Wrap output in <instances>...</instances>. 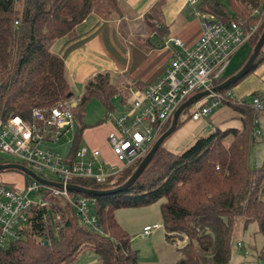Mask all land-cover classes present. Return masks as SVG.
Instances as JSON below:
<instances>
[{
    "label": "trees",
    "instance_id": "1",
    "mask_svg": "<svg viewBox=\"0 0 264 264\" xmlns=\"http://www.w3.org/2000/svg\"><path fill=\"white\" fill-rule=\"evenodd\" d=\"M254 11L264 13V0H200L197 8L217 22L245 26L258 20ZM117 13L118 0H0V120L17 116L30 122L33 110H49L69 101L73 95L67 70L64 61L50 51L51 45L70 35L91 14L106 20ZM263 28L264 16L258 33L248 42L245 60L228 76L214 81L213 87L243 67ZM262 64L264 47L244 78L216 94L222 104L240 114L238 127L216 126L180 153L169 151L163 143L136 182L121 192L92 196L69 192L71 197L94 201L92 212L103 235L84 227L63 198L45 195L47 206L34 207L18 239L0 249V264H74L86 251L93 252L99 264H138L137 251L132 250L131 239L117 223L115 213L157 202L166 240L174 243L175 239H186L176 264H231L236 228L241 235L254 224L264 238V158L256 165L251 163L261 136L258 121L264 118V97L253 94L263 105L256 113L252 104L236 101L231 95L233 88ZM116 95L117 88L107 73L86 83L72 109L75 134L69 157L80 148L82 133L88 128L83 124L88 101L97 100L109 113ZM212 98L207 97L209 102ZM180 125L178 119L175 131ZM139 163L126 168L109 184L73 183L88 190L113 189L124 184ZM3 172L19 173L28 184L31 181L14 170ZM256 259L264 264L263 253Z\"/></svg>",
    "mask_w": 264,
    "mask_h": 264
},
{
    "label": "built area",
    "instance_id": "2",
    "mask_svg": "<svg viewBox=\"0 0 264 264\" xmlns=\"http://www.w3.org/2000/svg\"><path fill=\"white\" fill-rule=\"evenodd\" d=\"M188 5L197 15L196 0H189ZM253 15L259 18L248 26L237 22L223 24L203 15L201 35L192 47H186L179 39L164 43L166 46L170 42L176 48L164 76L130 99L122 114L114 116L109 113L105 117V121L114 127L107 136V145L113 156L125 162L120 169L97 164L98 150H92L90 160L85 161L87 150L84 148H79L73 158L69 155L63 158L56 149L47 146L58 143L75 128L71 110L79 102L75 97L49 110H33L30 122L17 116L6 122L0 120V152L17 159V164L36 176L62 186L61 189L42 186L31 179L22 189L0 183V249L9 241L18 239L34 207L47 206L45 195L63 198L84 227L103 235L102 226L92 212L94 201L83 196L71 197L66 186L74 185L73 182L78 180L109 184L124 169L141 162L164 134L176 110L191 96L211 89L214 81L223 76L237 50L258 33L264 13L254 11ZM212 97L208 105L200 106L191 114L192 121L207 118L219 106L221 96ZM252 105L256 113L263 109L258 98L253 99ZM157 229L158 225L145 227L142 236L148 238ZM185 243L177 242L179 247Z\"/></svg>",
    "mask_w": 264,
    "mask_h": 264
},
{
    "label": "crops",
    "instance_id": "3",
    "mask_svg": "<svg viewBox=\"0 0 264 264\" xmlns=\"http://www.w3.org/2000/svg\"><path fill=\"white\" fill-rule=\"evenodd\" d=\"M188 2L118 0L119 13L106 20L95 14L89 15L70 35L55 41L50 51L64 61L71 89L78 87L83 90L96 75L107 73L117 88L109 113L120 115L130 99L161 79L169 69L176 48L170 42L164 46L166 41L179 39L186 47H192L200 37L203 14L198 12L196 15ZM199 4L200 0H196L197 8ZM246 80H250L248 91L252 95L258 94L257 91L264 88V64L240 83ZM240 83L233 88L231 95L234 100L242 102L237 99H241L244 93L240 91ZM96 126V131L103 130L104 133H99L102 144L112 157L106 142L107 136L113 132L111 123L103 121ZM90 132L87 128L83 131L81 143L89 139ZM52 145L55 144L47 146L57 150ZM90 158L87 151L84 160ZM13 178L19 183L17 189H22L24 177ZM1 181L12 183L3 176ZM159 230L160 227L148 238L141 234V238L149 241ZM165 241L174 246L182 240L175 239L176 242L170 243L165 238ZM74 264H99V260L93 252L86 251Z\"/></svg>",
    "mask_w": 264,
    "mask_h": 264
},
{
    "label": "rangeland",
    "instance_id": "4",
    "mask_svg": "<svg viewBox=\"0 0 264 264\" xmlns=\"http://www.w3.org/2000/svg\"><path fill=\"white\" fill-rule=\"evenodd\" d=\"M220 2H224V0H220ZM249 49L250 45L249 43H246L237 50L231 59L229 67L224 72V77L228 76L230 72L236 70L241 65V63L245 60ZM249 81L250 80H246L242 84L240 83V87H242L240 88V91L244 93H242L241 99H237L242 100V102L247 104H252L254 97L252 93L248 91ZM257 92L259 96L264 97V88ZM82 93V88L74 87L72 89L73 96L78 100L81 98ZM208 103L209 99H201L196 104L188 107L182 112L179 117L181 125L168 139H166L163 144L166 149L174 153H180L191 146L200 136H206L216 126L225 128L227 126H232L231 123L233 126H239L240 114L233 111L226 104L222 103L214 109L213 113L209 117L201 118L199 121L193 122L190 118L191 114L200 106ZM108 114L109 113L105 112V109L97 100L92 99L88 101L85 107L83 124L88 127L87 129L91 130L89 133L91 138L88 137L89 139L85 140V143L82 141L81 148H86L88 155H90V152L96 146L95 150L100 152V157L96 161L97 164L103 163L105 167L120 169L125 166V162L119 160L113 155L111 157L108 154L102 144L103 139L100 137L101 132L104 133L103 130H100V132L96 131V125L102 120L105 121L104 117ZM112 114L117 116V114ZM258 122V128L261 130V136L260 139L257 140V145L252 154L251 163L253 165L261 163L264 158V118L260 117V121ZM112 128L114 130L113 125ZM74 134L75 129H72L64 135L58 143L52 145L54 148H57V151L63 158L67 157L71 150ZM0 162L9 164L16 163L18 160L10 155L0 152ZM120 175L122 176V173ZM2 176L8 177L10 181L12 180V183L2 182ZM13 177L23 178V176L19 173L3 172L0 173V183L7 187L17 188V184L19 183L18 181H14ZM46 177L51 178V176ZM117 180L118 178L115 179V181ZM27 185L28 182L24 178L23 187H26ZM115 219L131 239V248L132 250L137 251L139 264H176L181 259V254H179L180 247L178 244L173 246L165 241V232L160 215V202L147 207L120 209L115 213ZM156 225L160 227V230L157 231L149 241L141 238L142 231L145 227H153ZM239 233L240 229L236 228L234 230V235L232 236L231 264H263L260 261L258 262L256 259L257 255L260 253L264 254V238L258 234L256 225L253 224L248 226L245 232L241 235ZM184 241L186 242L185 238L180 243ZM238 243L242 245V249L237 247Z\"/></svg>",
    "mask_w": 264,
    "mask_h": 264
},
{
    "label": "water",
    "instance_id": "5",
    "mask_svg": "<svg viewBox=\"0 0 264 264\" xmlns=\"http://www.w3.org/2000/svg\"><path fill=\"white\" fill-rule=\"evenodd\" d=\"M263 47H264V28L262 30V33H261L256 45L254 46V48L252 50L251 55L249 56V58L247 59V61L243 65V67L237 73H235L234 75L229 77L226 81H224L220 85L214 86L209 90H205V91L199 92V93L191 96L176 110V112L173 115L169 129L163 135H161L158 138V140L154 143V145L152 146V148L150 149L148 154L141 160V162L139 163V165L137 166L135 171L132 173V175L128 178V180L124 184H122L119 187L109 189L106 191L88 190V189H85V188L78 186V185H67L66 189L68 191H71V192H77V193L85 194L88 196H92V195L114 194V193L121 192V191L129 188L131 185H133L136 182V180L143 173L144 169L150 163V161L152 160L153 156L155 155V153L159 149V147L166 141V139H168L175 132L177 121H178L180 115L182 114V112L184 110H186L188 107L196 104L201 99L210 97L212 95H216V94L220 93L221 91H223L224 89H226L231 84H233V83L239 81L240 79L244 78L248 74V72L250 71L251 67L253 66L254 61L256 60L257 56L259 55V53L263 49ZM7 170H14V171L20 172V173L24 174L25 176H27L29 179L34 180L35 182H37L38 184H40L42 186L54 187V188H58V189L62 188L61 185H59L57 183L50 182V181H46V180L40 178V177L36 176L32 171L27 169L26 167H24L20 164H17V163L0 164V172L1 171H7Z\"/></svg>",
    "mask_w": 264,
    "mask_h": 264
}]
</instances>
